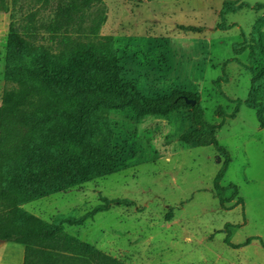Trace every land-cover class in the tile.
Returning <instances> with one entry per match:
<instances>
[{"label": "rangeland", "instance_id": "obj_1", "mask_svg": "<svg viewBox=\"0 0 264 264\" xmlns=\"http://www.w3.org/2000/svg\"><path fill=\"white\" fill-rule=\"evenodd\" d=\"M224 1L103 0L86 25L104 11L100 35L113 38L120 83L148 99L196 95L209 126L202 137L216 138L230 154L221 181L230 188H215L224 160L215 147L185 140L196 129L191 108L149 115L109 108L98 116L109 123L107 150L118 168L47 192L23 205L25 211L50 224L61 216L87 217L64 230L126 264H264V72L253 73L249 50H233L242 34L248 45L264 42V9H255L264 0H237L250 7L221 18ZM40 5L17 0L14 20L21 23ZM11 21V13H0V106L12 86L5 76ZM248 100L260 101L262 112ZM231 186L237 196L222 206ZM124 199L132 205L111 204ZM101 205L109 207L91 214Z\"/></svg>", "mask_w": 264, "mask_h": 264}, {"label": "trees", "instance_id": "obj_2", "mask_svg": "<svg viewBox=\"0 0 264 264\" xmlns=\"http://www.w3.org/2000/svg\"><path fill=\"white\" fill-rule=\"evenodd\" d=\"M36 2L41 5L32 7L18 24L13 13L17 0H0V13H11L12 19L5 68L6 80L12 86L4 91L0 106V240L23 244L24 264H126L64 230L65 224L77 225L87 217L61 216L50 224L22 208L47 192L118 168L107 150L109 123L98 114L109 108H133L142 115L191 108L196 129L185 140L196 141L199 146L213 145L223 156L215 179L219 190L230 188L221 186L230 154L216 138L207 142L202 137L209 126L195 94L181 91L148 99L132 84L119 82L113 38L100 35L106 22L104 11L86 25L90 12L101 7L103 0ZM249 7L248 3L225 0L220 17ZM47 9L51 11L44 19L41 12ZM255 9H264V5ZM263 24L264 20L259 26ZM222 27L218 24L219 29ZM242 35L243 42L233 49L235 55L249 50L253 73L264 72L262 38L255 47ZM247 105L262 112L260 101L248 100ZM231 187L233 195L222 199V206L237 196L236 187ZM111 204L130 206L132 202L124 199ZM108 207L98 206L91 214ZM230 237L228 229L227 242ZM254 240L261 239L249 238L233 246L241 248Z\"/></svg>", "mask_w": 264, "mask_h": 264}, {"label": "crops", "instance_id": "obj_3", "mask_svg": "<svg viewBox=\"0 0 264 264\" xmlns=\"http://www.w3.org/2000/svg\"><path fill=\"white\" fill-rule=\"evenodd\" d=\"M25 253L23 244L0 240V264H24Z\"/></svg>", "mask_w": 264, "mask_h": 264}]
</instances>
